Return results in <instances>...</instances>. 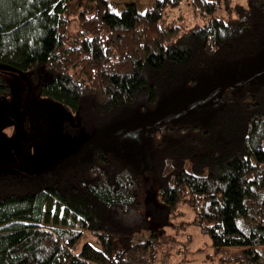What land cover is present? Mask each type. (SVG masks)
<instances>
[{
	"label": "trees",
	"instance_id": "trees-1",
	"mask_svg": "<svg viewBox=\"0 0 264 264\" xmlns=\"http://www.w3.org/2000/svg\"><path fill=\"white\" fill-rule=\"evenodd\" d=\"M89 2L90 11L67 0H0V101L10 97L3 73L24 74L90 134L219 66L253 58L264 40V0L241 8L232 0H154L144 13L130 3L120 14L107 0ZM183 3L188 27L169 18ZM163 131L151 158L158 204L175 216L189 209L220 263L264 264V82L226 96L206 127ZM7 169L0 264H142L146 245L133 243L146 226L140 183L120 157L96 152L43 185ZM86 237L99 249L79 247Z\"/></svg>",
	"mask_w": 264,
	"mask_h": 264
},
{
	"label": "rangeland",
	"instance_id": "rangeland-1",
	"mask_svg": "<svg viewBox=\"0 0 264 264\" xmlns=\"http://www.w3.org/2000/svg\"><path fill=\"white\" fill-rule=\"evenodd\" d=\"M107 1L109 9L116 14L130 3L139 13H144L154 2ZM67 3L73 10L77 7L91 9L89 0H67ZM232 4L241 8L244 0H232ZM179 9L170 11L169 18L181 16V21L188 27L192 23L191 10L184 3ZM233 17L235 15L229 16L230 19ZM40 73L41 81L46 82L48 76ZM3 75L10 86L9 99L0 101V169L8 168L5 175L17 166L22 167L26 161L36 171L35 176H31L32 181L43 185L53 181L66 164L90 162L96 152L120 157L134 170L140 183L138 196L146 226L133 237V243L146 245L139 255L143 256L141 263L222 264L221 256L214 254L208 237L193 224L194 215L189 209L180 206L181 215L175 216L176 213L170 214L158 204L151 158L157 147L156 136L163 134L165 127H206L226 96L239 97L264 82V40L261 51L253 58L219 66L210 75L198 76L194 86H179L163 96L145 113H133L90 134L79 129L78 121L58 104L41 98L35 87L28 97L26 83L19 74L6 71ZM29 117L33 126L38 118H43L44 122L35 133L38 139L25 146L23 156L24 144L34 136ZM46 134L47 139L42 142L39 138H45ZM50 225L58 229L62 226L58 223ZM83 243L99 249L90 237L84 238L79 247Z\"/></svg>",
	"mask_w": 264,
	"mask_h": 264
},
{
	"label": "water",
	"instance_id": "water-1",
	"mask_svg": "<svg viewBox=\"0 0 264 264\" xmlns=\"http://www.w3.org/2000/svg\"><path fill=\"white\" fill-rule=\"evenodd\" d=\"M4 69L14 71V70L11 69V68H4ZM19 75L24 79V81H25V83H26V86L28 87V94H27V96L29 97L30 94H31V92H32V87H31V85H30V83H29V80L27 79V77H26L24 74H19ZM43 122H44L43 118H38V119L36 120V125L33 126V120H32L31 117H29V124H30V130H31V132H35V131H37L38 128L40 127V124H42ZM37 139H38V138H37ZM39 139H40L42 142L45 141V140L47 139V134H46L45 138H39ZM34 140H36V138H32V139H30L29 141H27V142L24 144L23 156H24L25 146L28 145V144H30V143H31L32 141H34ZM22 161H24V160H23V157H22ZM5 168H6V167H5ZM2 169H4V168H2ZM0 170H1V169H0ZM35 174H36V171H35L33 168H31V169H30V175H31V176H34Z\"/></svg>",
	"mask_w": 264,
	"mask_h": 264
},
{
	"label": "flooded vegetation",
	"instance_id": "flooded-vegetation-1",
	"mask_svg": "<svg viewBox=\"0 0 264 264\" xmlns=\"http://www.w3.org/2000/svg\"><path fill=\"white\" fill-rule=\"evenodd\" d=\"M36 125V124H35ZM41 125V124H40ZM37 131L34 132L33 138H36L37 140V135L35 134ZM33 168L32 165H30L28 162L24 161L21 166H17L15 170L18 172H22L24 174H30V169ZM34 169V168H33Z\"/></svg>",
	"mask_w": 264,
	"mask_h": 264
}]
</instances>
